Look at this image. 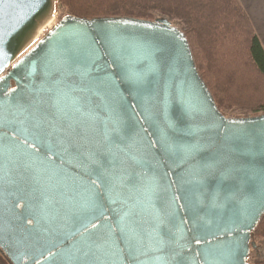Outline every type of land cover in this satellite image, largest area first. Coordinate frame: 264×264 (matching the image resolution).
Returning a JSON list of instances; mask_svg holds the SVG:
<instances>
[{"label": "water", "instance_id": "obj_1", "mask_svg": "<svg viewBox=\"0 0 264 264\" xmlns=\"http://www.w3.org/2000/svg\"><path fill=\"white\" fill-rule=\"evenodd\" d=\"M55 2L0 0L10 264H253L264 113H222L167 17L66 14L50 27Z\"/></svg>", "mask_w": 264, "mask_h": 264}, {"label": "trees", "instance_id": "obj_2", "mask_svg": "<svg viewBox=\"0 0 264 264\" xmlns=\"http://www.w3.org/2000/svg\"><path fill=\"white\" fill-rule=\"evenodd\" d=\"M80 17H167L185 35L219 110L264 113V47L239 0H56ZM248 262L264 264V213L250 232ZM253 256L252 261L249 257Z\"/></svg>", "mask_w": 264, "mask_h": 264}, {"label": "rangeland", "instance_id": "obj_3", "mask_svg": "<svg viewBox=\"0 0 264 264\" xmlns=\"http://www.w3.org/2000/svg\"><path fill=\"white\" fill-rule=\"evenodd\" d=\"M241 4L246 9L247 13L249 14L251 18L250 20H252L251 22L255 24L258 32L260 33L264 41V0H261V1L250 0L248 2H244V3L242 2ZM67 13H68V10L65 6H59L54 13V21L51 23L50 27H52L62 16L66 15ZM150 19H153V18H150ZM50 27H47L44 30L43 34ZM226 110L231 116H246V113H247V111L236 109V108H226ZM252 259H253V256L249 257V261H252Z\"/></svg>", "mask_w": 264, "mask_h": 264}, {"label": "snow or ice", "instance_id": "obj_4", "mask_svg": "<svg viewBox=\"0 0 264 264\" xmlns=\"http://www.w3.org/2000/svg\"><path fill=\"white\" fill-rule=\"evenodd\" d=\"M112 131H113V132H116L117 129L113 128ZM104 139H105L106 141H109V142H110L109 137H108L107 135H105ZM93 162H94V163H99L98 160H94ZM101 175H102V176H110V173L108 172V169H104L103 172L101 173ZM99 178H100V177H98V179H99ZM92 184L95 185V184H96V181L93 180V181H92ZM84 207H85L86 209H95V208L97 207L96 201H95L94 199L89 200V201H87V202L85 203ZM88 227L95 228L96 225H91V224H89L87 227H85L84 230L87 231V230H88ZM162 242H163V241H162ZM196 242L199 243L200 241L197 240Z\"/></svg>", "mask_w": 264, "mask_h": 264}, {"label": "crops", "instance_id": "obj_5", "mask_svg": "<svg viewBox=\"0 0 264 264\" xmlns=\"http://www.w3.org/2000/svg\"><path fill=\"white\" fill-rule=\"evenodd\" d=\"M248 1H250V0H240V2L242 3H244V2H248ZM253 1H261V0H253ZM245 9V8H244ZM246 10V9H245ZM247 12V11H246ZM248 14V13H247ZM249 15V14H248ZM250 17V16H249ZM251 19V18H250ZM252 21V20H251ZM252 24H253V27H254V29H255V31H256V33H257V35H258V37L260 38V41H261V43H262V45H263V47H264V41H263V39H262V37H261V35H260V33L258 32V30H257V27L255 26V24L252 22Z\"/></svg>", "mask_w": 264, "mask_h": 264}, {"label": "flooded vegetation", "instance_id": "obj_6", "mask_svg": "<svg viewBox=\"0 0 264 264\" xmlns=\"http://www.w3.org/2000/svg\"><path fill=\"white\" fill-rule=\"evenodd\" d=\"M0 263L1 264H10V262L8 261V259L5 257V255L2 253L1 250H0Z\"/></svg>", "mask_w": 264, "mask_h": 264}]
</instances>
